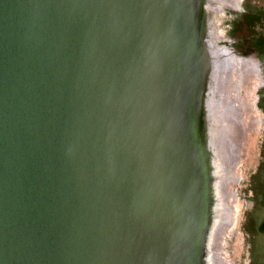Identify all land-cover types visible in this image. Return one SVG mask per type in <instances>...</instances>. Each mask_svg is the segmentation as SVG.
Masks as SVG:
<instances>
[{"label":"water","instance_id":"water-1","mask_svg":"<svg viewBox=\"0 0 264 264\" xmlns=\"http://www.w3.org/2000/svg\"><path fill=\"white\" fill-rule=\"evenodd\" d=\"M226 0H0V264H217Z\"/></svg>","mask_w":264,"mask_h":264},{"label":"rangeland","instance_id":"rangeland-1","mask_svg":"<svg viewBox=\"0 0 264 264\" xmlns=\"http://www.w3.org/2000/svg\"><path fill=\"white\" fill-rule=\"evenodd\" d=\"M256 9L264 21V0H226L217 16L218 44L231 62L226 72V84L230 87L227 95L235 98L236 90L244 94L247 103L250 101L259 112L257 123H262L252 125V117L249 137L246 133L243 146L240 144L231 157L227 153L233 175L226 188L230 214L217 246L218 258L224 264H264V231L258 225L264 216V50L262 54L256 52L249 42L250 35H260L264 28L259 20L247 21L248 13ZM251 65L258 77L253 81L246 74ZM239 71L243 80L245 77V88ZM232 157L234 165L230 162Z\"/></svg>","mask_w":264,"mask_h":264},{"label":"bare ground","instance_id":"bare-ground-1","mask_svg":"<svg viewBox=\"0 0 264 264\" xmlns=\"http://www.w3.org/2000/svg\"><path fill=\"white\" fill-rule=\"evenodd\" d=\"M225 61H226V71H227V69H229L231 67V62L226 56H225ZM231 61H232V59H231ZM232 63H233V61H232ZM239 65H240V63H239ZM232 68H234V67H232ZM245 71H246V69H245ZM246 74H247V79L249 81H251V80L253 81L255 78H258L256 76L257 73L255 72L252 65H251V67L250 66L247 67ZM238 76H239L240 82L242 83L241 85L245 88V85H244L245 77L243 80V77H242V74H240V71L238 72ZM252 77H253V79H252ZM231 88H234V87H231ZM229 89H230V87H228L226 84L223 92H224V96L226 98L225 99V113L229 117V119H228V133H227V137H226L227 140H226V144H225V146H226L225 150H226V154L229 153V155L231 157V156H233L232 154H234L235 151L237 150V147L240 146V144H241V146H243V141H244V138H246V133H247V137H249V132H250L249 128H250L252 117L254 118L252 125H259V124L261 125L262 123H257V122H259V120L257 119L259 112L258 111L256 112L253 109V107L250 104V101H248V103H247L245 95L244 94L241 95L236 90L234 92L236 94L235 98L233 97V99H232V98L228 97V95H227V92ZM235 102L238 103L237 104L238 106L234 105ZM232 159H233V157H232ZM232 159L230 160V162L231 163L235 162V160L234 159L232 160ZM228 163H229V161H228ZM232 165H234V163ZM234 203H235V201L233 202V205H232L233 208H234ZM216 263L217 264H224L219 258L217 259Z\"/></svg>","mask_w":264,"mask_h":264},{"label":"trees","instance_id":"trees-1","mask_svg":"<svg viewBox=\"0 0 264 264\" xmlns=\"http://www.w3.org/2000/svg\"><path fill=\"white\" fill-rule=\"evenodd\" d=\"M253 20H255V21L259 20V22L262 23L260 20V14L258 12L254 13L253 15H251V14L247 15V21L253 22ZM263 26H264V24H263ZM251 30H253V28H251ZM249 40H250L249 42H250L251 46H253V45L261 46V44L264 46V36L258 37V35H256V33H255L254 35L249 36ZM260 230H264V222L260 226Z\"/></svg>","mask_w":264,"mask_h":264},{"label":"flooded vegetation","instance_id":"flooded-vegetation-1","mask_svg":"<svg viewBox=\"0 0 264 264\" xmlns=\"http://www.w3.org/2000/svg\"><path fill=\"white\" fill-rule=\"evenodd\" d=\"M257 12H258V10L256 9V10L252 11V13H250V14L253 15L254 13H257ZM248 14H249V13H248ZM260 20H261V22H262V23H260V24H261V26L264 28V26H263L264 21H263V19H261V18H260ZM263 35H264V32H263L262 34L258 35V37H261V36H263ZM253 49L256 50V52L262 54V52H263V50H264V47H263L262 44H261V46L253 45ZM263 222H264V216H262L261 219H260V221H259V224H258V225H259V230H260V226L262 225ZM262 231H264V230H262Z\"/></svg>","mask_w":264,"mask_h":264}]
</instances>
